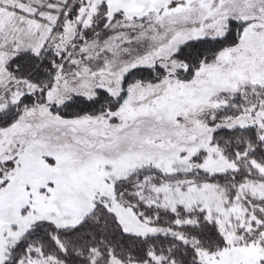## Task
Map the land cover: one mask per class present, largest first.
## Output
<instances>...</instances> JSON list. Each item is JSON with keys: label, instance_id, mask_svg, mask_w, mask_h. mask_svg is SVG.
Returning a JSON list of instances; mask_svg holds the SVG:
<instances>
[{"label": "snow or ice", "instance_id": "1", "mask_svg": "<svg viewBox=\"0 0 264 264\" xmlns=\"http://www.w3.org/2000/svg\"><path fill=\"white\" fill-rule=\"evenodd\" d=\"M0 264H264V0H0Z\"/></svg>", "mask_w": 264, "mask_h": 264}]
</instances>
